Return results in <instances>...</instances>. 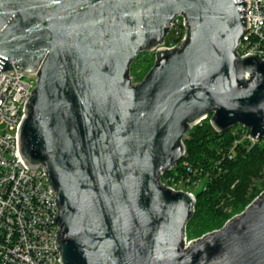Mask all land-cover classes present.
<instances>
[{"label": "water", "instance_id": "water-1", "mask_svg": "<svg viewBox=\"0 0 264 264\" xmlns=\"http://www.w3.org/2000/svg\"><path fill=\"white\" fill-rule=\"evenodd\" d=\"M249 3L0 0V75H38L17 148L58 194L62 264H264V192L186 248L196 199L161 183L208 118L264 139V60L238 53ZM179 16L185 39L133 83Z\"/></svg>", "mask_w": 264, "mask_h": 264}, {"label": "built area", "instance_id": "built-area-1", "mask_svg": "<svg viewBox=\"0 0 264 264\" xmlns=\"http://www.w3.org/2000/svg\"><path fill=\"white\" fill-rule=\"evenodd\" d=\"M246 2H250L246 12L249 29L240 42L238 53L253 54L264 60V0ZM185 37V19L179 16L173 21L164 43L151 51L155 53V62L159 48H174ZM37 80V74L18 69L13 74L0 75V264H62L59 260L61 250L55 245L59 227L58 223H53L58 216L59 207L55 205L58 194L51 190L44 167L36 171L28 169L20 161L17 148L19 124ZM250 132L241 126L236 131L240 135L236 145L247 141L249 149L253 148L257 141L250 138ZM234 151L233 147L226 156L232 159ZM179 163L170 171L174 174H163L161 183L173 191L188 192L197 201L193 189L201 187L203 180L191 175L180 177ZM182 166L190 173L195 172L186 162ZM191 242L187 233L186 248Z\"/></svg>", "mask_w": 264, "mask_h": 264}, {"label": "trees", "instance_id": "trees-1", "mask_svg": "<svg viewBox=\"0 0 264 264\" xmlns=\"http://www.w3.org/2000/svg\"><path fill=\"white\" fill-rule=\"evenodd\" d=\"M210 120L187 133L186 155L178 164L180 177L202 179L206 188L197 192L195 214L187 226L194 237L221 228L233 217L231 213H241L264 191V139L251 149L247 141L236 145L240 135L234 128L220 133ZM233 147L234 156L229 159L226 155ZM183 162L195 172L183 168Z\"/></svg>", "mask_w": 264, "mask_h": 264}, {"label": "rangeland", "instance_id": "rangeland-1", "mask_svg": "<svg viewBox=\"0 0 264 264\" xmlns=\"http://www.w3.org/2000/svg\"><path fill=\"white\" fill-rule=\"evenodd\" d=\"M154 63H155V53L154 52H149V51H144L142 53H139L137 56H136V59H135V64H134V67L133 69L131 70V76H132V79H133V83L137 84V83H140L143 81V79L147 76V74L151 71V69L153 68L154 66ZM241 126H237L236 128H234V130L238 131V129L240 128ZM204 189V182H203V185L197 189H193V192L195 194H197V192L201 189ZM264 192V191H263ZM238 212V211H237ZM237 212H234V213H231L233 215V217H235L236 215H240L241 213H237ZM237 213V214H236ZM231 217V218H233ZM230 218V219H231ZM229 219V220H230ZM228 220V221H229ZM227 221V222H228ZM226 222V223H227ZM226 223L221 227L223 228ZM221 228H218V229H215L214 231L216 230H219ZM214 231H211V232H214ZM209 232V233H211ZM187 233H188V239L189 241H194L198 238H201L203 237L204 235L206 234H209V233H206L204 234L203 236L201 237H194L192 236L191 234V231L190 229L187 228Z\"/></svg>", "mask_w": 264, "mask_h": 264}]
</instances>
